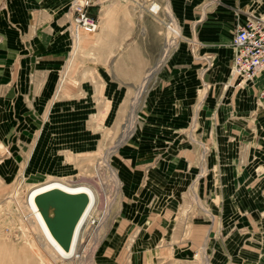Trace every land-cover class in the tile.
<instances>
[{"label": "rangeland", "instance_id": "1", "mask_svg": "<svg viewBox=\"0 0 264 264\" xmlns=\"http://www.w3.org/2000/svg\"><path fill=\"white\" fill-rule=\"evenodd\" d=\"M79 1L42 0L33 18L18 0H0V264L59 261L65 251L35 199L80 185L99 194L94 215L103 221L83 229L86 213L72 246L79 258L58 264H264L257 219L246 213L264 202V101H249L247 115L232 120L247 131L231 135L204 81L214 65L203 62L195 101L155 109L162 71L197 35L184 36L170 0L160 16L151 0H94L98 31L76 38ZM200 12L195 28L232 13L224 29L233 36L243 15L264 19V4L202 0ZM35 212L51 247L39 240Z\"/></svg>", "mask_w": 264, "mask_h": 264}, {"label": "crops", "instance_id": "2", "mask_svg": "<svg viewBox=\"0 0 264 264\" xmlns=\"http://www.w3.org/2000/svg\"><path fill=\"white\" fill-rule=\"evenodd\" d=\"M139 1L141 0H132L133 4H138L140 6V4H143V1ZM170 2L177 19L184 22V36L191 38V36L197 35L199 42L197 44L192 43L191 45L187 43L183 44L182 48L180 49V54L183 57H181L179 61L171 63L162 71L158 85L160 89L155 90L154 88L153 91L155 90L156 96L159 95L156 101L161 100L163 105L159 106L157 103H155L153 107H155V109L156 107L157 109L161 107L163 109L164 107L170 111L172 109L168 107L171 105L174 106L176 102L179 104L186 103L187 95L189 99L188 102H193V100L195 101L196 94L201 87L203 69H205L203 62H206L207 65H214L204 76V81L210 83L213 87V108H215L216 105L220 106L219 115L224 118L225 122H231L229 126L226 124L227 129L225 126H223L227 132H230L231 135H243V133L247 131L246 126L239 123H234L232 120L235 119L238 122V117H244L247 115V105L249 101L258 98L257 96L259 90L264 85V74L254 83H248V85L244 86L245 84L241 85V81L230 73V64L233 57V52L230 50L229 45L231 46L234 34L233 36L227 34V29H224V26H226L227 22H234L233 14L229 12H226V14H216L217 16L215 17L217 20L210 21L208 23L210 24L209 26L213 27L202 28V26H197L195 28V24L198 21L197 18H199L201 15L200 8L202 5V0H170ZM226 3H240L243 6L246 3L264 4V0H226ZM17 5H22L26 13L35 18L36 13L38 14V12L41 10L42 0H18ZM243 19L244 21L240 23L261 18L250 13L248 17L243 15ZM40 27L41 24L37 16V30H40ZM37 38L39 39L40 46L45 44L43 31L40 30ZM51 43L52 41L50 44ZM191 50L193 51L192 55L190 54ZM228 61H230V63ZM157 67L160 66H153L145 79ZM172 89L173 91H176L174 92L175 96L165 101L163 92L165 90ZM160 90L162 91L160 94H158L157 92ZM208 107L209 108H207V111H210L211 106L209 105ZM230 110L233 113L232 115H230ZM160 115L181 116L183 114L177 112H163V114ZM257 194L258 197L264 198V174H259ZM246 213H248V215L252 214V216L257 219V227L255 229L258 231L257 236L261 237V242H258L261 250H259V254L257 256H260V259H264V202H259L258 205H255L252 208L249 207Z\"/></svg>", "mask_w": 264, "mask_h": 264}, {"label": "built area", "instance_id": "3", "mask_svg": "<svg viewBox=\"0 0 264 264\" xmlns=\"http://www.w3.org/2000/svg\"><path fill=\"white\" fill-rule=\"evenodd\" d=\"M154 4L149 11L160 16L165 10L166 0H151ZM95 5L94 0H81L75 4L76 17L74 35L78 38L81 33L93 34L98 31V23L89 15ZM233 57L231 59V74L241 81V84L254 83L264 74V19H252L238 23L231 42ZM258 99L264 101V85L258 93ZM102 217L93 215L90 227H99ZM67 258V262L72 260Z\"/></svg>", "mask_w": 264, "mask_h": 264}, {"label": "water", "instance_id": "4", "mask_svg": "<svg viewBox=\"0 0 264 264\" xmlns=\"http://www.w3.org/2000/svg\"><path fill=\"white\" fill-rule=\"evenodd\" d=\"M35 203L53 239L70 253L77 227L90 205L88 195L54 189L39 194Z\"/></svg>", "mask_w": 264, "mask_h": 264}, {"label": "bare ground", "instance_id": "5", "mask_svg": "<svg viewBox=\"0 0 264 264\" xmlns=\"http://www.w3.org/2000/svg\"><path fill=\"white\" fill-rule=\"evenodd\" d=\"M167 2H166V4H165V10H167V4H168V0H166ZM153 4H154V2H153ZM168 29L169 30H171L172 31V33H175V35H177V37H180V35L178 34V33H176V32H174V29H175V26H174V24H173V26H171V27H168ZM173 44H175L174 42H171V43H168V48L170 49V47L173 45ZM169 49H167L166 51H168ZM165 57V56H164ZM157 70V69H156ZM154 71V70H153ZM154 73V72H153ZM153 75V74H152ZM149 77H151V76H149ZM148 78V77H147ZM147 80H149V79H147ZM89 185L88 186H86V185H80V186H78V187H75L76 189H69V188H62V189H64V190H66L67 191V193H70V194H79V193H85V194H87L88 195V197H89V199H90V205H89V207L90 208H88L87 209V211H86V213H90L91 215H90V217H89V221H88V223L87 222H85V224L83 223L82 224V227H83V229H85V227L87 226V225H89V223L91 222V219L93 218V215H94V213H95V211L97 210V205H99L98 203H99V194L97 195L95 192H91L90 190H89ZM48 189V188H47ZM61 189V190H62ZM63 190V191H64ZM42 191H44V189L43 190H39L38 191V193H40V192H42ZM65 191V192H66ZM37 206V205H36ZM92 207V208H91ZM85 213V214H86ZM35 214H36V216H37V213L35 212ZM85 214H84V216H85ZM39 216V215H38ZM37 216V218H38V224H37V222L35 223H33V225H34V229L37 231V233H38V235H39V237H40V241L42 242V240L43 241H46L45 240V238L43 237V231L44 232H46L47 233V229H46V227H45V224L43 223V222H41V219H39L40 218V216L38 217ZM83 216V217H84ZM83 219V218H82ZM82 219H81V221H82ZM81 221H80V223H81ZM80 223H79V225H80ZM87 223V224H86ZM79 225H78V227H79ZM84 225V226H83ZM78 227H77V229H78ZM82 227L80 228V230L82 229ZM87 228V227H86ZM42 230V231H41ZM77 231V230H76ZM83 231H85V230H83ZM76 234V233H75ZM75 238V237H74ZM81 238H82V235H81ZM73 242H74V240H73ZM46 243H47V241H46ZM39 244V243H38ZM48 245H50L49 243H47ZM72 246H73V244H72ZM50 247H51V245H50ZM71 249H73V250H71V252L68 254V253H66V252H62V254L61 253H59L60 255H58V253H57V257L59 258L58 260L59 261H62V262H67V258H70V257H72L71 259L73 260V259H78L79 258V256L77 255V253L75 254V255H73L74 254V252H75V247L74 248H72L71 247ZM43 250L46 252V254H50V252H51V250L48 248V247H44L43 248ZM65 254H68V257H65ZM70 255V256H69ZM52 260V259H51ZM59 261H57V260H52V262L54 263V264H58V262ZM71 261V260H70Z\"/></svg>", "mask_w": 264, "mask_h": 264}]
</instances>
